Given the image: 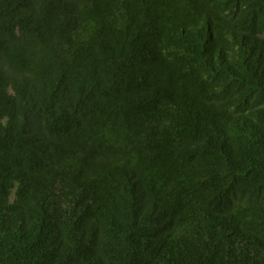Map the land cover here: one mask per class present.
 <instances>
[{
  "label": "trees",
  "instance_id": "obj_1",
  "mask_svg": "<svg viewBox=\"0 0 264 264\" xmlns=\"http://www.w3.org/2000/svg\"><path fill=\"white\" fill-rule=\"evenodd\" d=\"M0 264H264V0H0Z\"/></svg>",
  "mask_w": 264,
  "mask_h": 264
}]
</instances>
